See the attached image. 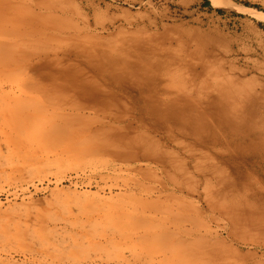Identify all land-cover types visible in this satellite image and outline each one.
I'll return each mask as SVG.
<instances>
[{"label": "bare ground", "instance_id": "bare-ground-1", "mask_svg": "<svg viewBox=\"0 0 264 264\" xmlns=\"http://www.w3.org/2000/svg\"><path fill=\"white\" fill-rule=\"evenodd\" d=\"M76 14L67 16L60 0H0V120L15 133L82 132L93 151L158 168L150 198L130 209L92 205L104 227V241L93 245L119 263L128 253L148 264H228L243 251V264H264V85L253 84L237 57H190L134 35H105V22ZM13 81L21 86L5 90ZM118 90L157 120L161 136L120 134L115 121L150 124L118 115ZM81 108L102 115V126H76ZM167 189L174 192L166 198ZM18 241L24 255L38 251L26 236Z\"/></svg>", "mask_w": 264, "mask_h": 264}, {"label": "rangeland", "instance_id": "rangeland-1", "mask_svg": "<svg viewBox=\"0 0 264 264\" xmlns=\"http://www.w3.org/2000/svg\"><path fill=\"white\" fill-rule=\"evenodd\" d=\"M60 2L65 4L67 16L76 18V10L86 11L91 22L97 19L105 22L109 27L105 35H134L190 57H203L208 51L227 59L237 57L240 66L250 68L247 77L253 84L264 85V19L254 15V11L264 14V0H221L219 4L212 0ZM16 82L21 81L6 84L4 89L17 90L21 85ZM118 91L115 96L119 114H116L143 116L150 124L144 130L137 123L128 128L127 122L115 121L117 129L122 131L120 134L135 131L154 135L159 128L157 120H148L150 117L139 109L136 101L132 102V96ZM81 111L82 117L75 121L76 126H102L99 124L102 115L97 116V111L87 108ZM5 125L0 120V264L149 263L148 260L134 261L128 253H124V262L119 263L116 253L93 245L104 241V227L97 224L92 205L130 209L140 198L146 199L147 188L159 187L151 177L154 171L158 175L153 163L146 160L120 163L110 153L89 149L80 140L84 138L82 132L78 133L79 137L62 134L55 138L49 135L47 126L26 135L15 133ZM162 134L163 131L156 132L155 137ZM173 192L167 189L163 196L167 198ZM21 235L38 250L32 256L22 253L23 247L18 241ZM44 248L48 253H43ZM234 255L230 254L228 264L244 263L243 251L239 252L240 258L234 259Z\"/></svg>", "mask_w": 264, "mask_h": 264}, {"label": "trees", "instance_id": "trees-1", "mask_svg": "<svg viewBox=\"0 0 264 264\" xmlns=\"http://www.w3.org/2000/svg\"><path fill=\"white\" fill-rule=\"evenodd\" d=\"M252 7H254V8H256V9H258V10H263V8L262 7H260V6H257V5H251Z\"/></svg>", "mask_w": 264, "mask_h": 264}]
</instances>
